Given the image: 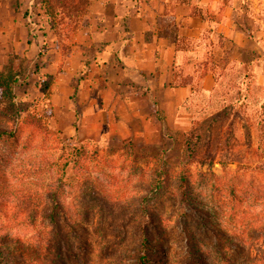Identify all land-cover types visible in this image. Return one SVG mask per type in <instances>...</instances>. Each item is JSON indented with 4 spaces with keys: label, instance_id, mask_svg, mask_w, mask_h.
<instances>
[{
    "label": "rangeland",
    "instance_id": "1",
    "mask_svg": "<svg viewBox=\"0 0 264 264\" xmlns=\"http://www.w3.org/2000/svg\"><path fill=\"white\" fill-rule=\"evenodd\" d=\"M245 1L246 9L256 12L258 52L244 53L208 30L197 42L207 46L208 61L197 73L187 70L196 74L194 94L172 119V129L135 121L130 137L126 125L111 127L115 117L99 112L108 103L109 115L121 111L124 116L119 118L128 121V110L120 108L124 89L111 101L103 88L114 84L109 82L112 71L104 68L96 76L91 50L85 53L87 62L81 59L80 47H95L102 32L98 18L105 12V0H92L85 23L72 39L50 28L41 0H26L23 8L19 0H0V70L12 64L20 74L14 92L23 110L20 119L0 106V127L15 133L0 142L3 248L32 264H50L45 251L48 223L39 216L31 225L27 202L33 200L42 213L52 208L51 195L56 193L72 223L80 225L72 233L74 244L85 246L79 255L85 260L73 259L71 264H136L141 239L135 227L144 218L132 212L153 177L166 169V192L150 206L152 235L164 245V255L154 264H185L194 250L207 264H264V123L258 125L264 120V0ZM204 72L216 81L212 91L201 85ZM47 76L53 77L50 101L42 91ZM134 104L139 107V102ZM231 106L229 118L214 121ZM148 113L146 109L142 115ZM27 114L42 118L46 129L24 124ZM246 127L252 133L250 143ZM197 135L205 144L191 158L186 141ZM84 144L90 156L81 169L65 175L57 166L63 161L62 149ZM183 168L192 207L181 202ZM84 180L107 200L113 215L102 216L86 202Z\"/></svg>",
    "mask_w": 264,
    "mask_h": 264
},
{
    "label": "crops",
    "instance_id": "2",
    "mask_svg": "<svg viewBox=\"0 0 264 264\" xmlns=\"http://www.w3.org/2000/svg\"><path fill=\"white\" fill-rule=\"evenodd\" d=\"M19 1L21 7L26 5V0ZM101 5L105 11L98 18L102 32L98 33L95 47H80L84 51L81 59L87 62L85 53L91 50L96 76L104 68L112 71L109 82L115 81L111 85L115 87L103 88L106 94L111 93V101L124 89L120 108L128 110V121L119 118L124 116L121 111L109 115L108 103L99 112L115 117L116 124L111 122V127L126 125L130 137L135 121L143 127L153 123L172 129V119L194 94L196 74L187 70L197 73L208 61L207 46L197 43L202 42L208 30L232 41L244 53L258 52L256 12L246 9L245 0H105ZM21 13L20 8L17 14ZM215 83L211 73H204V91H212ZM110 89L115 91L109 92ZM136 101L139 107L135 106ZM146 109L149 113L142 115Z\"/></svg>",
    "mask_w": 264,
    "mask_h": 264
},
{
    "label": "trees",
    "instance_id": "3",
    "mask_svg": "<svg viewBox=\"0 0 264 264\" xmlns=\"http://www.w3.org/2000/svg\"><path fill=\"white\" fill-rule=\"evenodd\" d=\"M41 5L43 7V12L46 17V21L50 28L61 35L64 39H72L76 32L85 23V16L88 9L92 5V0H41ZM250 23V20H247ZM251 35V32H250ZM70 52V48L65 50ZM252 54V53H251ZM255 55V54H254ZM253 55V56H254ZM248 62H254V57ZM251 65V64H250ZM205 73V72H204ZM20 74L16 71L12 64L5 66L0 70V106H4L6 110L13 113L14 117L21 119V110L19 104L16 103V96L14 89L19 82ZM42 91L44 92L45 99L50 101L52 95L53 87V77L47 76V80L42 84ZM264 106V104H263ZM233 106L227 107L214 116V121H222L229 118L233 114ZM24 124H31L39 129H46V124L42 118H39L33 114H27L23 120ZM261 120L258 125L261 127ZM246 138L248 137L249 143L252 140V133L250 128L246 127ZM259 138L262 141L263 130L259 129ZM15 133L12 130H8L0 127V142L12 139ZM202 135H197L195 138L188 139L186 141V148L188 150L189 156L192 158L197 153L198 150L203 147L205 140H203ZM90 149L88 144L81 146H74L68 148L67 146L62 149V160L58 163V167L65 175L73 169H81L82 162L90 156ZM168 172L166 169L159 171L151 181V186L148 192L140 196V200L137 199V206H135L134 211L137 215L144 218L142 221H138L135 227V232L141 239L140 245L136 250L137 256L135 258L136 264H154L158 257L164 255V245L162 242L155 241L151 231V223L149 218L152 213L150 211V206L156 202L159 197L166 192V176ZM186 168L182 169L179 176V189L182 195V204L185 207H192L191 199L188 195V180H187ZM86 180H84L85 182ZM89 184V183H88ZM84 183L85 187L83 189V197L86 202L91 206L96 207V209L105 216L107 213L113 215L111 208H106L107 200L100 196L94 187ZM52 208L50 210L44 211L42 213L36 208L33 200L28 201L27 205L30 207L27 210V217L29 223L33 226L37 223L39 216L46 220L49 226V232L46 234V246L45 251L49 256L50 264H71L69 261L73 259H81L80 249H84L85 246L81 245L78 248L74 244V240L71 238L72 233H76L77 229L80 227L77 223H72L71 218L67 215L66 211L62 207L59 197L56 193L52 194ZM136 204V203H135ZM110 219H114L113 216H108ZM109 219V218H108ZM3 241L0 240V264H32L26 259H23V255L9 253L5 248L2 247ZM19 256V258H18ZM85 260V258H82ZM185 264H207L202 253L199 250H194V252L189 253V258Z\"/></svg>",
    "mask_w": 264,
    "mask_h": 264
}]
</instances>
